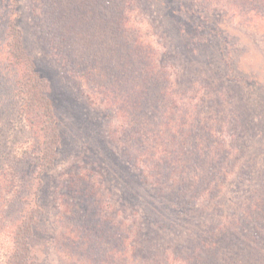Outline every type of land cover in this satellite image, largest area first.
<instances>
[{"label": "rangeland", "instance_id": "1", "mask_svg": "<svg viewBox=\"0 0 264 264\" xmlns=\"http://www.w3.org/2000/svg\"><path fill=\"white\" fill-rule=\"evenodd\" d=\"M39 2L0 0V90L6 95L0 105V154L18 152L14 150L18 142H22L20 148L26 152L21 151L17 155L32 154L34 139L38 136L35 128L15 115L19 103L16 86L18 67L11 56L12 43L7 35L14 21L22 30V46L26 54L33 58L40 75L47 81L60 138L51 168L45 171L29 166L25 168L30 172L22 184L26 187L24 191L30 193L28 208L34 211L35 217L24 244L20 234L11 241L16 225L0 219V241L3 245L0 247V264H5L7 257L16 252L15 243H18V249L26 251L28 264H134L129 246L132 239L129 238L117 252L111 243L110 232L103 236L99 234L107 254L100 256L97 248L89 253L81 247L80 254L72 257L69 250L75 244L76 233L68 230L65 222L70 211V197L63 192L62 185L71 178H79L82 183L88 179L86 181L96 185L99 205L95 208L113 225L122 227L125 235L132 236L130 227L136 218L159 229L166 237L168 234L184 235L182 229L187 223L185 209L157 194L153 178L146 172L142 177L137 170L138 165L147 171V163L144 162L147 152L134 163L121 156L112 143V139L121 134L122 125L129 123L122 113L129 109L131 101L128 98V102H124V96L127 92H137V87L128 80L118 85L113 69L125 63L131 67L138 60L132 66L140 70L147 64L149 54V62H154L158 74L167 77L165 88L169 94L173 92L178 111L185 109L186 131L194 126L200 133L205 130L212 136L227 139L229 133L220 135L213 132L216 108L210 105H220L226 113H232L234 110L231 108L234 107L254 109L264 116V19L254 23L246 13L262 9L259 8L261 3L259 0L256 4L242 0H141L140 3L131 0V8L123 12V20H128V24L122 27L115 23L114 18H118L115 12L101 17L92 7L87 11L78 8L77 15L72 17L79 18L81 25L72 44L74 51L83 55L86 61L82 66H73L72 60L64 54L66 45L53 29L56 23L40 12ZM130 44L138 53L133 56V61L131 58L126 61L121 46L125 48ZM141 60L144 63L141 64ZM85 67L92 70L90 79L79 76L81 70L86 72ZM126 73L130 76L138 72L127 70ZM228 83L234 87L235 95L230 97L226 92ZM239 96L245 102H241ZM171 112L169 109L165 116L158 117L159 120L167 121ZM178 113L173 112L175 115ZM172 119L171 124L174 123ZM116 141L121 142L120 139ZM144 143L146 145L147 142ZM107 149L116 156L106 161L112 173L109 180L102 179V173L89 158L93 153L107 158ZM138 151L133 147L129 149L133 155ZM253 160L254 167L261 166L264 155ZM229 167L231 169L232 166ZM220 183L222 188L217 197L221 199V205L236 203L239 207L251 203V197L255 199L258 196L252 188V185L258 187V182L239 183L238 187L230 174ZM84 185L87 187V183ZM248 190L251 193L246 196ZM10 205L7 216L13 215L17 219L24 203L18 201ZM133 212L136 215H132ZM96 239L93 238L94 241ZM170 241L165 239L160 246ZM101 250L99 248V252ZM164 250L163 255L170 259L163 264H179L173 260L174 249Z\"/></svg>", "mask_w": 264, "mask_h": 264}, {"label": "trees", "instance_id": "2", "mask_svg": "<svg viewBox=\"0 0 264 264\" xmlns=\"http://www.w3.org/2000/svg\"><path fill=\"white\" fill-rule=\"evenodd\" d=\"M39 1L40 12H43L52 23H56L53 29L63 43L70 48L65 46L64 54L72 60L73 66H82L86 61L83 55L74 51L72 44L73 39H77L75 34L81 25L78 16V19L72 17L77 15L78 8L82 7L84 11H87L89 7H92L96 9L95 14L101 17H105L106 13L115 12L118 14V18H114L115 23H119L122 27L128 24V20H123L125 18L123 12L132 6L131 0ZM138 1L141 2V0ZM242 1L248 4L257 2V0ZM259 1L261 3L259 8L262 9L246 12L254 23L262 22L264 19V0ZM7 35L9 42L12 43L11 56L18 67L16 86L19 103L15 115L20 121L35 128L34 130L38 133L34 139L32 154L17 155L18 152L23 151L20 148L23 145L22 142L12 143L16 146L14 150L18 152L12 155L0 154V209L2 208L0 219L5 223L16 225V230L10 236L11 241L14 236L20 234L24 244L25 235L28 234L29 229L31 230L35 217L34 211L28 208L31 202L30 193L24 191L26 187L22 184L23 178L30 172V169L27 172L25 168L29 166L41 171L51 168L60 136L52 102L48 95L47 81L40 75L33 58L26 54L22 46V30L16 21L9 26ZM121 47L124 59L130 61L131 58L133 61V56L138 53V50L132 49L131 44L125 48ZM147 56L149 60L140 70L132 66L138 60L131 67L125 63L118 69H113L116 71L114 76L118 85L123 80H128L133 87H137V92H127L124 96V102H128V98L131 101L129 109H125L126 112L122 113L129 123L127 126L122 125V132L116 138L121 142L113 138L112 143L121 156L134 163L140 159V155L147 152L144 156L147 171L139 168L138 165L137 170L142 177L146 172L153 178L157 194L185 209L187 223L186 228L182 229L184 235L182 233L175 236L168 234L166 237L159 229L148 226L147 222L139 218L132 221V227H130L131 230L133 229L132 238L130 234L125 235L122 227L118 224L113 225L109 219L102 217L98 208H95L99 205L96 185L86 181L88 179L81 178L85 180L82 183L79 178H71L69 182L62 185L63 192L70 197V211L65 216V222L68 230L76 233L73 239L75 244H72L69 250V253L72 251L70 255L76 257L75 255L80 254L81 247L89 253L95 252L97 248L96 252L100 256L107 254L99 234L103 236L104 233L110 232L112 233L111 243L117 252L121 251L119 248L123 247L129 238L132 239L129 246L134 257V264L168 262L170 258L163 255L164 248L174 249L173 260L179 264H264V163L258 167L253 166L255 161L253 158L264 155V136L262 135L264 134V116H260L254 109L234 107L231 108L234 110L232 113H226L220 105H210L216 108L214 112L216 126L213 132L220 135L229 133L228 140L224 137L212 136L205 130L200 133V130L194 126L186 131L188 120L185 117V109L180 110L183 114L181 118L179 107L173 99V92H170V95L165 88L167 77L158 74L159 71L154 68V62H149L150 55ZM140 63L144 62L141 60ZM84 70L86 72L81 70L79 76L90 79L91 68L85 67ZM122 70L125 73H121ZM127 70L138 73L128 76ZM233 88L230 83L226 85L228 97L235 95ZM168 96L170 99L167 101ZM5 98L4 91L0 90V105ZM239 100L245 102L241 96ZM219 102L221 103V100ZM167 106L171 107L169 109L172 111L173 124H171V117L170 119L167 117V121H161V118L160 120L158 118L165 116L169 110L164 109ZM173 112L179 113L175 115ZM255 135L260 136L255 139ZM144 141L147 142L146 145ZM135 143L138 145L135 146ZM130 147L136 151L139 150V153L133 155L129 152ZM25 152L26 149L22 153ZM109 152L110 155H108ZM110 157L113 160L116 156L108 149L107 158L94 153L89 156L96 164V169L102 173V179L109 180L112 175L110 167L106 166V161L108 162ZM132 165L136 167V164ZM229 166H232L231 169ZM230 174L233 175L238 187L240 184L258 182V187L252 185V188L258 192L257 198L251 197V203L239 207L236 203L228 205L225 202L221 205L219 203L221 199L217 197L222 188L220 182ZM248 192L246 196L251 193L250 190ZM18 201L24 203L19 217L16 219L13 215L7 216L9 205ZM132 215L136 213L133 212ZM94 237H97L96 241L93 240ZM177 238L179 240H175ZM165 239L171 241L161 247ZM1 245L0 241V247ZM99 248L102 249L101 252ZM15 251L9 258L7 257L5 264H28L26 251L18 249V243H15Z\"/></svg>", "mask_w": 264, "mask_h": 264}]
</instances>
